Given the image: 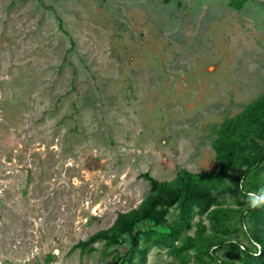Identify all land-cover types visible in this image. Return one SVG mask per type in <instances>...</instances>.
I'll use <instances>...</instances> for the list:
<instances>
[{
    "label": "rangeland",
    "instance_id": "1",
    "mask_svg": "<svg viewBox=\"0 0 264 264\" xmlns=\"http://www.w3.org/2000/svg\"><path fill=\"white\" fill-rule=\"evenodd\" d=\"M260 97L264 0H0V264H246L264 160L207 214L159 208L134 249L114 221L144 174L238 172L264 117L231 120Z\"/></svg>",
    "mask_w": 264,
    "mask_h": 264
},
{
    "label": "trees",
    "instance_id": "2",
    "mask_svg": "<svg viewBox=\"0 0 264 264\" xmlns=\"http://www.w3.org/2000/svg\"><path fill=\"white\" fill-rule=\"evenodd\" d=\"M263 117L264 97H260L245 105L231 122H240L242 124L238 134L243 136L247 135L255 127V124H259ZM261 138V144L251 143L249 147L243 148V150L251 149L254 153L251 156L241 157L242 159L237 163L238 172L234 174L224 170H218L216 175L182 171L170 181H158L144 174L143 176L150 185L149 192L136 208L117 214L114 221L117 233L128 235L130 238V249H134L138 244L137 234L133 233L134 227L145 220H152L158 223L159 218L156 212L159 208L168 209L174 206L181 213H185L189 205L193 204L196 206L197 212L207 214V212L212 211L210 207L218 196L224 194L235 196L237 193L243 192L244 188L241 187L240 178L242 180L244 174L264 160V136ZM223 143L228 145L225 146ZM234 144L242 148L240 143ZM236 146H233L231 141H224L222 145L216 146V155L218 157L221 156V158H226L227 155H234L233 152ZM250 187L252 192H260V190L264 189V178H256ZM260 210H264L263 206ZM260 210L259 207L255 209L247 207L240 214L241 220L247 214L248 220L252 222L253 226L250 236L258 246V254L252 252L249 248H242L243 259L247 262L246 264H264V212ZM100 234L104 240L114 239L115 237L114 234L108 235L106 232H100ZM187 240H189V237H187ZM209 255L211 256V253ZM144 258L145 251H141L139 264H144ZM116 260L112 264H117ZM222 263L233 264L230 261H222Z\"/></svg>",
    "mask_w": 264,
    "mask_h": 264
},
{
    "label": "clouds",
    "instance_id": "3",
    "mask_svg": "<svg viewBox=\"0 0 264 264\" xmlns=\"http://www.w3.org/2000/svg\"><path fill=\"white\" fill-rule=\"evenodd\" d=\"M241 187L243 188V181H241ZM247 203L248 206L252 209L258 208L264 205V189L260 192H247Z\"/></svg>",
    "mask_w": 264,
    "mask_h": 264
}]
</instances>
